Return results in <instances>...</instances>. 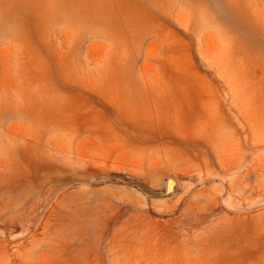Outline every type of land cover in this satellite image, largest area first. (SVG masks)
<instances>
[{"label": "rangeland", "instance_id": "obj_1", "mask_svg": "<svg viewBox=\"0 0 264 264\" xmlns=\"http://www.w3.org/2000/svg\"><path fill=\"white\" fill-rule=\"evenodd\" d=\"M0 264H264V0H0Z\"/></svg>", "mask_w": 264, "mask_h": 264}, {"label": "water", "instance_id": "obj_2", "mask_svg": "<svg viewBox=\"0 0 264 264\" xmlns=\"http://www.w3.org/2000/svg\"><path fill=\"white\" fill-rule=\"evenodd\" d=\"M174 184H175V183H174ZM172 191H173V187H170L169 189L165 188L164 193H165V194H169V193H171ZM151 193H153V192H151Z\"/></svg>", "mask_w": 264, "mask_h": 264}]
</instances>
